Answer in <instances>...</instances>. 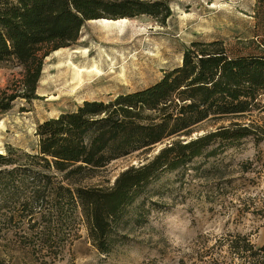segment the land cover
I'll use <instances>...</instances> for the list:
<instances>
[{"label":"trees","instance_id":"16d2710c","mask_svg":"<svg viewBox=\"0 0 264 264\" xmlns=\"http://www.w3.org/2000/svg\"><path fill=\"white\" fill-rule=\"evenodd\" d=\"M170 3L0 0V64L22 70L15 93L0 99V112L17 97L36 98L44 59L76 44L88 21L145 16L165 24L172 16ZM254 18L251 38L230 45L193 42L182 64L152 86L107 102L84 101L75 111L38 124L31 152L0 153V240L11 239L53 262L78 237L81 217L89 241L109 255L122 239L119 230L130 207L160 176L225 145L264 142V126L239 122L192 138L204 122L264 112V0H256ZM166 141L152 159L124 170L111 186L82 185L114 161ZM248 202L240 211L261 221L257 230L264 229V196ZM190 264H264V241L256 244L252 233L228 231L212 247L199 243Z\"/></svg>","mask_w":264,"mask_h":264},{"label":"rangeland","instance_id":"374dc122","mask_svg":"<svg viewBox=\"0 0 264 264\" xmlns=\"http://www.w3.org/2000/svg\"><path fill=\"white\" fill-rule=\"evenodd\" d=\"M255 3L171 0L172 16L165 24L145 16L127 23L88 21L76 44L44 59L36 98L17 97L7 111L0 112V153L8 148L31 152L37 144L38 124L75 111L84 101L107 102L152 86L166 71L182 64L183 52L193 42L220 40L230 45L238 38H251ZM72 64L85 73L96 65L103 75H86L74 89L63 73ZM21 71L13 63L0 64V99L15 93L12 88L20 81ZM232 122L264 126V112L240 120L204 122L192 138ZM168 143L116 160L82 185L109 187L124 170L152 159ZM215 151L154 181L130 207L119 230L122 239L109 255L101 254L89 241L79 217L78 237L57 260L52 262L4 239L0 240V264H190L199 243L212 247L228 231L252 233L255 243L261 244L264 229L257 230L261 221L240 209L250 198L264 196V142L246 139Z\"/></svg>","mask_w":264,"mask_h":264},{"label":"bare ground","instance_id":"6f19581e","mask_svg":"<svg viewBox=\"0 0 264 264\" xmlns=\"http://www.w3.org/2000/svg\"><path fill=\"white\" fill-rule=\"evenodd\" d=\"M104 21L106 23H127L128 19H122V20H118V21H112V20H101ZM84 51H88V49H85ZM87 73L84 72L83 69L78 68L76 65L72 64V68H68V70H66L64 73L65 78L70 79L67 80V82L71 83L72 87L74 89H76L80 84H82L84 82L85 76L86 75H97V76H102L103 72L101 69L98 68V66H94L93 69L91 71H86ZM63 79V78H62ZM69 87V86H68Z\"/></svg>","mask_w":264,"mask_h":264}]
</instances>
